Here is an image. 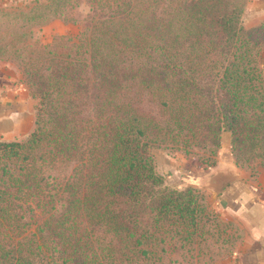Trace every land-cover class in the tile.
<instances>
[{
  "label": "trees",
  "instance_id": "16d2710c",
  "mask_svg": "<svg viewBox=\"0 0 264 264\" xmlns=\"http://www.w3.org/2000/svg\"><path fill=\"white\" fill-rule=\"evenodd\" d=\"M246 2L90 0V28L40 46L26 66L34 128L0 141L16 162L1 167L0 264H156L143 246L167 243L177 223L179 248H215L167 264H213L233 250V224L204 191L168 185L150 149L216 157L227 133L237 166H264V81L249 47L256 30L240 24ZM208 220L215 233L203 240Z\"/></svg>",
  "mask_w": 264,
  "mask_h": 264
},
{
  "label": "rangeland",
  "instance_id": "374dc122",
  "mask_svg": "<svg viewBox=\"0 0 264 264\" xmlns=\"http://www.w3.org/2000/svg\"><path fill=\"white\" fill-rule=\"evenodd\" d=\"M227 1L233 2V0ZM245 6L240 24L247 30H256L252 35L249 47L253 52L257 51L258 64L262 73L261 63L263 60L262 54L264 52V30L259 28L262 21H257L252 25L245 21ZM53 11L58 13V15L52 17L51 14ZM174 15H176L175 12ZM92 16L93 13L90 11V0H25L16 4L7 5L0 9V61L8 62L11 65L12 71L19 73L21 82L25 84L31 97L35 100V110H37L39 99L33 97V88L30 86L29 80L35 78H32L30 74L33 68L26 69L27 64L34 63L36 67V61L38 60L37 56L39 55L38 52L41 51L40 46L48 45L49 47L53 46L59 48L61 45L59 41L61 35L76 36L79 32L84 31L85 28H90L93 24L92 18L94 17ZM75 40L73 42H75ZM66 44L70 45V43ZM260 144L263 145L262 143ZM190 149L189 151L191 152L189 153L175 149L170 150L162 146H153L150 149L156 171L164 177L168 185L176 186L178 189L187 187L197 188L193 185L186 184V182L183 183L182 180L185 178L188 171L194 170L193 168L197 167L202 168L201 163H203V161V164L209 166L210 169L213 168V164L215 165L217 155L216 157L215 155H211L208 150L210 148L204 150L192 147ZM256 151L261 153L262 150L260 146L257 147ZM256 164H258L257 161L252 163V166ZM3 165H5L6 170L14 169L16 167L15 159L6 158L3 154H0V174L2 173L1 167ZM64 172H66V168L63 169V173ZM216 213L223 223L233 224V221L224 219L221 213ZM203 220L204 218H202V222ZM209 220L207 224L204 223L202 229L204 231L202 235L203 240L205 235L207 239H213L212 233H215V231L211 230ZM182 227L183 225L178 223L167 227L169 230L167 243L150 240L143 246L147 248L148 251H151L148 258L151 260L149 261H153V259L159 257V261L156 264H167V260L169 259L178 256L186 257V251L195 252L197 249L211 246L215 248V245H209L207 242L202 243L199 239L197 240L198 242L189 245L186 244L184 248H179V245L183 243L179 242V237L181 235L180 230ZM175 232L178 234H175ZM229 233L233 235V230H230ZM172 235L173 238L170 239ZM196 236L198 235H193L194 238H196ZM225 246L227 251L229 245ZM216 247L218 250L223 248L218 244ZM213 248L211 250H213ZM161 250L167 251L161 252ZM227 254L228 252H222L220 256L213 261V264L217 263L222 257L227 256ZM133 257L142 258L141 255ZM144 258L146 259V257ZM144 261H142V263ZM184 261L183 264H197L199 262L185 259ZM128 264L137 263L129 262Z\"/></svg>",
  "mask_w": 264,
  "mask_h": 264
},
{
  "label": "crops",
  "instance_id": "0c3cea01",
  "mask_svg": "<svg viewBox=\"0 0 264 264\" xmlns=\"http://www.w3.org/2000/svg\"><path fill=\"white\" fill-rule=\"evenodd\" d=\"M25 0H0V9ZM250 25L264 20V0H248L244 11ZM264 81V52L262 54ZM35 100L19 73L0 61V141H14L34 128ZM183 183L204 191L215 212L233 221V251L214 264H264V166H237L230 154L229 136L222 135L221 148L213 168H193ZM236 234L234 233L233 236Z\"/></svg>",
  "mask_w": 264,
  "mask_h": 264
}]
</instances>
